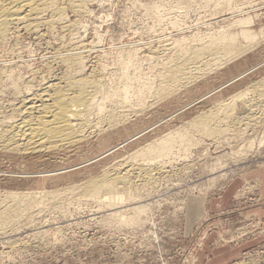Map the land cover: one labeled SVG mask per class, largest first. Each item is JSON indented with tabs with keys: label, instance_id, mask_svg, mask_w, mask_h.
<instances>
[{
	"label": "rangeland",
	"instance_id": "obj_1",
	"mask_svg": "<svg viewBox=\"0 0 264 264\" xmlns=\"http://www.w3.org/2000/svg\"><path fill=\"white\" fill-rule=\"evenodd\" d=\"M216 1L88 0L85 4L86 10L84 9L82 14L66 6L64 18L53 24V27L47 23L51 20V15H44L41 18L40 24H42H39L38 31L27 32L21 29L18 34V31L10 34L7 41L0 42V107L1 110L4 108L2 115H8L11 111V102H22L23 98L27 97L29 92L23 89L27 81L34 84L36 88L34 90L39 89V84L45 79L47 81L50 79L51 82H60L66 73L64 72L66 70L64 63L59 62L61 61L59 60L60 56L72 52V50H84L82 52L86 66L84 75L92 77L93 73L96 75L98 72L100 77L102 75L105 81L111 83L114 81L115 74L123 69L121 59L124 50L131 47L138 48L137 66L126 69V80L124 79V84H127L128 87V100L132 105H136L139 102L138 94L144 85L152 82L155 69L161 61V58L148 59V56L153 54L152 52L162 50L160 49L163 45L161 40L171 38L170 41H180L194 36L223 34L225 41H229L243 29L264 36V0H228V7L217 6ZM262 36L258 39L260 45L257 43L258 46L254 45L252 51L247 53L248 55L252 53L248 62V64L251 63V66L264 59V46H262L264 37ZM150 50L153 51L150 52ZM253 51L255 52L253 53ZM161 53L167 54L168 51L163 50ZM255 53L259 54L257 59L252 57ZM163 54L160 55L166 57ZM259 58L263 59L260 61ZM254 60L257 62H253ZM252 62L255 64L252 65ZM246 65L247 63L243 65L245 68L242 67L243 69L241 68L242 70L240 69L239 72L251 67L250 65L246 67ZM261 67L256 69L257 71L249 73L245 78L238 79V82L227 85L229 88L224 86L225 88L223 87L218 93L232 94L235 86H239L233 92L235 94L241 88L244 89V87L247 88L255 84V80L257 82L262 80L264 65ZM224 69L211 71L206 76L210 77V85L192 95L184 96L178 103L169 104L168 101H165L155 104L153 98H147L146 101L152 99L150 101L152 108L148 106L144 109L145 111L138 108L136 114H131V118L133 116L131 122H139L140 118H145V124L139 122L137 127L132 128L131 134L138 132V129L152 125L184 103L221 85L239 73L238 70L233 69L232 73L226 72L224 74L226 76H220L219 74ZM259 70L260 72H258ZM217 71L218 73H215ZM10 72L16 76L15 78L20 77L21 80L18 81L20 90H14L12 79L8 76ZM17 91H21V93L19 92L20 97H18ZM9 103L11 104L9 105ZM208 104L207 102L201 103L197 105L199 108L195 106L194 109H189L187 113L185 111V114H181L182 118L178 116L169 120L159 126L162 132L159 131L160 128L159 130L156 128L157 131H150L151 134L149 132L147 136H144L149 139L143 137L131 144V148L136 149L148 140L160 137L166 130L173 129L177 124L181 125L182 121L191 119V115L195 114V109L198 112L201 107L204 108ZM261 106H263L262 103ZM263 111L258 113L257 120L251 121L252 125H248L249 128L246 129L243 127L248 126H245L246 124L243 122H240L241 124L234 122L233 125L229 122L228 128L220 136L204 135L202 137L201 133H197L198 131L192 132L191 135L195 133L193 134L195 136L190 137V140H193L190 148L184 150L177 145L170 157L165 159V162L163 161L165 163L163 168L153 167L152 173L155 178H151L152 182L149 181L148 184L145 182L144 185V181H136L143 188L138 185L136 199L125 202L123 206L120 204L110 209L103 203L94 200H81L82 198L76 197L75 193L70 194L69 199L61 200L55 205L41 202L37 204L39 206H32L30 209L32 218L22 216L12 225L1 226L0 264H218L213 262L216 253L225 248L237 255L230 261L221 262V264H264V218L257 216L259 211L257 214L247 212L253 207L264 208V200L258 194L261 178L259 175L256 176V172L264 167ZM226 122L228 121L223 123L225 128L227 127ZM168 123L171 124L168 125ZM235 123L237 127H234ZM238 125L241 126L240 129H238ZM236 128L237 130H235ZM239 131L242 133L240 134ZM252 139L255 142L249 149L248 142ZM121 140L122 137L114 140L112 146ZM125 148L130 149L128 146ZM134 148L131 150H135ZM239 150H242L243 154L235 157L239 159L235 162L234 155L231 157L230 154ZM67 151L46 149L35 154H41L42 158L41 155H39L40 158H35L38 163L36 167L32 168L28 163L34 159L32 157L29 160L28 157L31 154L7 152L17 157L22 156V160L19 156L20 162L17 160L16 164L5 156L8 155L5 150H1L0 171L2 174L0 173V179L3 180H0L2 186L0 188L3 189L1 191L19 189L21 192H27L30 189L40 190L43 187L50 189L59 188L61 185L62 187L69 186L73 179V183L81 182L91 173L93 175L102 173L101 168L109 166L111 164L108 163L109 160L113 159L112 156H108L104 158L105 160L96 161L95 164L92 162L93 165L84 164L88 159L99 155L101 150L95 149L83 157L70 156L74 153L68 154ZM123 153V150H119L115 155L122 157ZM46 159L52 162H47ZM139 161L141 162V160ZM218 162L227 165V168L222 171L228 172V175L225 179L220 177L217 181H211L213 177L223 173L220 170L211 171L212 166ZM76 164L82 166H79V169L74 168L62 173L66 181H63L62 175L56 177L59 170ZM43 166L45 168H42ZM51 166L54 168L50 169ZM30 168L32 169L30 170ZM44 170L47 172L57 170V173L50 174L52 177H42L39 171L45 172ZM77 171L80 173L76 174ZM69 172L74 173L70 174ZM252 176L256 177L250 178ZM69 177H71L70 180ZM43 178L45 179L42 180ZM31 181L34 184H31ZM29 182L31 186H29ZM26 185L30 188L27 189ZM128 203L147 204V206L141 207L139 211L125 207ZM214 203L219 206L214 207ZM111 212L112 215H109ZM119 212L125 216H132L134 220H125L122 219V216L120 219Z\"/></svg>",
	"mask_w": 264,
	"mask_h": 264
},
{
	"label": "bare ground",
	"instance_id": "obj_2",
	"mask_svg": "<svg viewBox=\"0 0 264 264\" xmlns=\"http://www.w3.org/2000/svg\"><path fill=\"white\" fill-rule=\"evenodd\" d=\"M86 2H88V0H0V42L3 43L5 40L7 41V38H9L10 34L17 31L18 34L21 29H24L27 32H33L36 30L38 31V28L40 27L39 24L42 22L41 18L47 14L51 15V20L47 22L51 27L53 24L61 21L64 18V9L66 6L68 8L70 7L75 12H81L82 14L86 7ZM216 5L228 7L229 2L228 0H217ZM260 36H262V34L250 31L248 29H243L241 33L237 34L236 37H233L229 41H225L223 34L194 36L192 38L183 39L180 41H170L171 38L169 40H161L163 45L161 44L162 48L160 49L162 50L159 52L157 51L158 54L156 51L152 52L154 49L152 51L150 50V52L153 53H151V56L148 53V59L161 58V61H158V67L155 69L152 82L144 85L143 89L138 94L139 102L136 105H132L128 100V87L127 84H124V79L126 80V69L137 66L139 57L138 48L131 47L124 50L122 54L123 57L121 59L123 63V69L115 74L116 76L114 77V81L111 83L105 81L102 75L100 77V74H97V71L96 75H93L94 73L92 74V77L84 75V71L86 69L84 56L82 55L84 50L76 51L73 48L75 51L72 50V52H67V54L62 56L59 55V60H61L59 62H63L65 65L64 68L67 70L64 71L66 72L65 76H61L63 79H61L60 82H51L52 80L49 79L47 81L45 79V81L39 84V89L34 90V84H32L31 81V83L27 81L28 83H25L23 89L29 92V94L27 97L23 98L22 102H11L12 108L9 107L11 108V111L9 110L10 112L8 115H2V110L4 108L1 110L0 107V149L5 150L6 153L31 154V156L28 157L29 160L32 157L34 159H31L29 162L27 159H25V161L27 160V162L31 164L32 168L36 167L38 163L36 162L37 159L35 160V158H40L39 155H41L35 154L41 153L46 149H57L61 151H67L70 149L67 151L68 154L70 152L71 154L74 153L70 156L75 157H83L89 152H93L95 149L99 151L101 150L99 155L88 159L84 162V164H91L92 162L95 164L96 161H101L108 156H112L113 159L109 160L108 163H111L109 166L103 165L104 169L101 168L103 170L102 173L94 175L91 173V175L89 177L87 176V178L85 177L87 175L86 174L84 176L85 180L82 179L81 182L73 183V179V181H71L73 184L70 183L71 185H66L65 187H62L61 185V187L59 186V188H57L55 186L56 188H48L49 190L43 187L40 188V190L30 189V191L28 190L27 192H21L19 189L16 191L12 189L10 191H1L3 189H1L2 186L0 185V228L2 225H12L16 223L17 220L22 216L31 217L32 215L30 214V209H32V206H39L37 204L41 202H47L48 205H55L61 200H67V198L69 199L68 196L72 193L77 194L76 197H79L80 199L82 198L81 200H94L96 202L103 203L110 209H113L114 206L120 204L123 206L125 202H130V200L132 201L136 199V191L139 190V184H137L136 181L141 180L144 181V185L146 183L148 184L149 181H151V178L154 177V173H152L154 169L153 167L156 166L158 169L159 167L163 168V164H165L163 161L170 157V155L175 151L177 145L180 149L184 150H188L190 148L193 143V140H190V137L195 134L193 133L191 135L192 132L198 131L197 133H201L202 137L204 135L220 136L228 128L230 123L233 125L234 122H238L239 124L243 122L246 124H244L245 126L252 125L251 121H254L259 116L258 113H261L264 110V78L260 81L258 80V82L255 80L256 83L248 86L247 88L244 87L243 89L240 86L241 90L239 88L240 91L235 92V94L233 92L239 86H235L236 88L233 90L232 94H226L228 92L225 94H219L218 92L224 86L226 87L227 85H230L234 82L236 83L238 79L245 78V76H247L249 73H253L252 71H257L256 69L261 66L263 67V58H261L263 61L259 63L254 60L253 62L256 61L257 63L255 64L252 62V65L255 64L253 66L250 65L251 63L248 64L249 60L251 59L250 55H252V53L250 55L247 54L250 50L252 51L254 45L258 46V39ZM161 45L158 46L161 47ZM163 50H167L168 53H161ZM254 52L255 51H253V53ZM160 54L166 55V57H163ZM258 55V53L257 55L255 53L252 57L257 59ZM246 63L251 67L239 72V70ZM247 65L246 67H248ZM222 68L225 69L219 75H223V77L226 76L224 75L226 72L232 73L233 69L238 70L239 73L229 78L221 85L209 89L203 94L195 97V99L184 103L182 106L167 114L162 119L154 122L152 125L138 129V132L131 134L132 128L137 127L139 122L145 124V118H140L139 122H131L133 118V116L131 118V114H136L135 112L138 111V108L139 110L142 109V111H145V108L152 105V102L150 103L152 99L150 101H146L147 98H153L155 104L163 103L165 101H168L167 103L169 104L178 103L182 101L184 96L192 95L193 93L199 92L198 90H202V88L210 85V77H206L207 74H210L211 71ZM260 70L258 72H260ZM215 73H218V71ZM8 76L10 79H12L11 83L12 86L14 85V90H17L19 88L18 81L21 80L20 77L18 76L19 78H15L16 76L12 72H10ZM120 83H122V85H120ZM242 84L244 85V83ZM227 87L229 88V86ZM224 90L228 91L226 89ZM19 92L21 93V91ZM19 92L18 97H20ZM206 102L210 105L208 104V106H204V108L201 107L203 109L200 108L201 110L199 109L198 112H196L195 109V114H193V116L191 115V119H188V121H182V124H179V126L177 123H175L177 125L173 129H168L167 126L168 131L165 127L166 132L164 131V134L161 136L159 135L160 137H156V139L152 140L150 139L136 149L132 147L135 150H131L132 148L130 145L134 144V142L137 140L139 141V139H142L144 136H147L150 131H157L155 130L156 128L159 130V126L162 124L167 123L169 120L178 116H180L179 118H182L181 114H183L185 111V113H187V110L194 109L193 107H198L197 105ZM11 103H9V105ZM261 103L263 106H261ZM149 108L152 107L150 106ZM224 121H228L226 122V128L225 125H223ZM170 124L168 123V125ZM235 125L236 126L234 127H237L236 123ZM240 127L238 125V129H240ZM243 128L246 129L249 128V126ZM235 130H237V128ZM159 131L162 132V129ZM243 132H245V130ZM241 133L242 131L240 134ZM120 137H122V140L119 141L118 144L112 146L113 141ZM151 137L153 138V136ZM199 137L201 136L199 135ZM144 138L149 139L148 137ZM254 142V139L248 142L249 149L253 147ZM126 146H128V148L130 147V149L127 150L125 148ZM119 150L124 151V155L122 157L115 155ZM9 153H7L8 155H3L7 156L8 159H10L9 161H14L17 164V160L19 161L20 155L17 157L16 155ZM242 154V150H239L238 152H234L230 155H232L231 157L234 155L233 158L236 162V160L239 159L235 157H238V155L241 156ZM49 155L51 156V154ZM57 156H59L58 153ZM21 158L22 156H20V159ZM139 160H141V162ZM48 161L49 160H47V162ZM55 161L57 162V160ZM30 164L27 165L30 166ZM23 165H25V163H23ZM44 166L42 168H45ZM53 166H51L50 169H52ZM79 166L82 165H71L68 168L65 166L66 168L59 170V174L55 175L57 177L62 175L63 172L73 170ZM18 168H20L19 165ZM32 168H30V170ZM225 168H227L226 164L218 162L212 166L211 171H222L225 170ZM89 170H91V168ZM26 171L28 172L27 169ZM44 171L45 172L39 171L42 177H48L51 176L50 174L52 173H57V170L52 172H47L46 170ZM94 171L97 173L96 170ZM29 172L31 173V171ZM0 173L2 174L1 171ZM79 173L80 172L77 171L76 174ZM227 175L228 172H223L218 176L213 177L211 181H217V179L220 177L221 179H225ZM26 176L29 177V175ZM61 177H63V175ZM64 178L65 177L62 178L63 181H66ZM70 178L71 177H69V180ZM44 179L45 178L42 180ZM0 180H2V178ZM52 182L54 183L56 181ZM31 184H34V182ZM31 184L29 186H31ZM28 185H26L28 187L27 189L30 188ZM195 201L198 202L197 200ZM146 206L147 204L128 203L125 207L140 211L141 207L144 208ZM109 215H112V212L109 213ZM118 215L119 218L122 216V219L125 220H134L132 216H125L121 212H119Z\"/></svg>",
	"mask_w": 264,
	"mask_h": 264
},
{
	"label": "crops",
	"instance_id": "obj_3",
	"mask_svg": "<svg viewBox=\"0 0 264 264\" xmlns=\"http://www.w3.org/2000/svg\"><path fill=\"white\" fill-rule=\"evenodd\" d=\"M260 176L261 178V182L260 185L258 186V194L259 196L264 200V167L262 169H260L259 171L256 172V176ZM256 176H252L250 178L256 177ZM219 204L214 203V207H218ZM257 211H259L260 213H258ZM250 214H257V216H260L262 218H264V208L263 207H257V208H251L249 209ZM200 214V213H199ZM225 254V255H223ZM228 254V255H226ZM237 254H235V252H230V250L228 249H222L220 251H218L216 253V258L213 260L214 263H218L221 264V262H227L230 261L231 259L235 258Z\"/></svg>",
	"mask_w": 264,
	"mask_h": 264
}]
</instances>
